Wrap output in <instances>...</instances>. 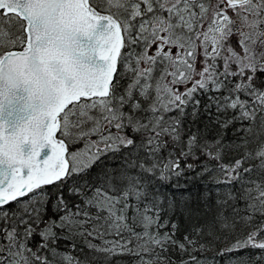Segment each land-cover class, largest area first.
<instances>
[{
	"label": "snow or ice",
	"instance_id": "snow-or-ice-1",
	"mask_svg": "<svg viewBox=\"0 0 264 264\" xmlns=\"http://www.w3.org/2000/svg\"><path fill=\"white\" fill-rule=\"evenodd\" d=\"M208 252L264 264V0H0V264Z\"/></svg>",
	"mask_w": 264,
	"mask_h": 264
},
{
	"label": "trees",
	"instance_id": "trees-1",
	"mask_svg": "<svg viewBox=\"0 0 264 264\" xmlns=\"http://www.w3.org/2000/svg\"><path fill=\"white\" fill-rule=\"evenodd\" d=\"M209 119H210V117H208V116H202L200 118V121H198L195 125H193V122L191 120H186L185 124H186V127L191 129L192 131H195L197 127L203 131L205 124L208 123ZM206 135H207L209 140H212L213 137L215 136V132L213 130L209 129L208 132L206 133ZM227 139H229V140L233 139V136L231 135V133H229ZM106 163L111 164L112 161H106ZM98 172H99V169L92 170V172L90 173V175L88 177V181L95 183L97 181ZM189 187L191 188V190L194 193L202 192L205 189L212 190L214 193L217 187L221 188V190H224L223 186L208 184L204 181L196 183L195 186L190 185ZM162 191L168 192L170 194L174 190L171 188H164V189H162ZM174 219L179 224L180 229H181L180 232L178 233V236L182 237L185 234V232L189 229L190 225H188L184 221V219L179 215H177ZM62 248L66 250L68 248L67 243L62 242ZM258 251L259 250L249 249V250H246V252L243 253L242 255H244L245 257H248V256L256 257L258 255ZM213 255H214L213 252L206 253V256L209 258L208 261L206 262V264H212L211 257H213ZM173 256L177 260L180 259V257L177 256L176 254H173ZM128 259H129L128 257H124L123 258V264H127ZM215 260H216V264H235V261L232 259H229V257H227V256L224 257L222 260L220 257H216ZM202 264H205V262L202 261Z\"/></svg>",
	"mask_w": 264,
	"mask_h": 264
},
{
	"label": "rangeland",
	"instance_id": "rangeland-1",
	"mask_svg": "<svg viewBox=\"0 0 264 264\" xmlns=\"http://www.w3.org/2000/svg\"><path fill=\"white\" fill-rule=\"evenodd\" d=\"M75 147H81L80 145H76Z\"/></svg>",
	"mask_w": 264,
	"mask_h": 264
}]
</instances>
